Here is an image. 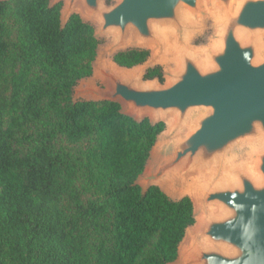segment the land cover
Instances as JSON below:
<instances>
[{"label":"trees","instance_id":"obj_1","mask_svg":"<svg viewBox=\"0 0 264 264\" xmlns=\"http://www.w3.org/2000/svg\"><path fill=\"white\" fill-rule=\"evenodd\" d=\"M61 7L0 0V264H170L192 201L135 183L165 125L73 98L99 42L78 14L62 26ZM148 56L113 59L130 68Z\"/></svg>","mask_w":264,"mask_h":264},{"label":"water","instance_id":"obj_2","mask_svg":"<svg viewBox=\"0 0 264 264\" xmlns=\"http://www.w3.org/2000/svg\"><path fill=\"white\" fill-rule=\"evenodd\" d=\"M58 2L62 26L78 14L97 39L110 37V59L93 66L107 91L88 80L76 95L117 102L135 120L165 125L135 183L142 192L165 179L178 189L193 183L191 195H173L189 196L198 220L170 264H264V0H206L220 12L218 44L207 47L189 43L204 0L50 5ZM127 49L149 56L119 66L113 57ZM162 60L173 64L161 68L162 80L144 78Z\"/></svg>","mask_w":264,"mask_h":264},{"label":"rangeland","instance_id":"obj_3","mask_svg":"<svg viewBox=\"0 0 264 264\" xmlns=\"http://www.w3.org/2000/svg\"><path fill=\"white\" fill-rule=\"evenodd\" d=\"M112 1L113 0H108V2H112ZM205 1L206 0H204V2ZM204 8L206 11L205 14H203L197 19L198 31H196V33L193 34L189 39V43L192 46L207 47V46H214L215 44L216 45L218 44L217 35L220 31V12H218V10L214 6L209 5L207 2L204 3ZM98 42L99 43H98V49H97V56L93 63V66L95 64L97 65L103 64L104 61L110 59L109 55L107 53L105 54L104 52L107 46V43L110 42V37H107L106 35L100 36L98 38ZM148 62L145 64V66L149 64ZM159 65L161 66L162 69H166V68L173 66V64L167 60L160 61ZM88 80H92L94 86L98 88L100 91H107L108 86L105 84V82H103L100 78L96 76L94 69H93L92 74L89 77L81 79L75 86L74 93H73V98L75 100L83 99V97L76 95V90L81 86L82 83ZM151 155H154V153L152 152ZM149 159H150V156H149ZM174 184L175 183L170 179H165L163 181H159L158 183L159 187L174 199L175 197L173 195H178L181 193L191 195L193 183L192 184L187 183V182L181 183V186L179 189L173 187ZM196 219L198 220V216H196ZM180 249L181 250L183 249L182 245L180 246Z\"/></svg>","mask_w":264,"mask_h":264},{"label":"bare ground","instance_id":"obj_4","mask_svg":"<svg viewBox=\"0 0 264 264\" xmlns=\"http://www.w3.org/2000/svg\"><path fill=\"white\" fill-rule=\"evenodd\" d=\"M195 218H196V216H195Z\"/></svg>","mask_w":264,"mask_h":264}]
</instances>
